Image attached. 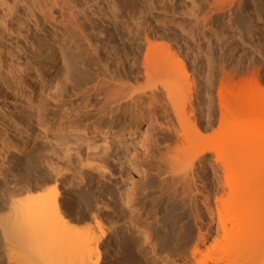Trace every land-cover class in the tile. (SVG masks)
I'll list each match as a JSON object with an SVG mask.
<instances>
[{
  "label": "rangeland",
  "instance_id": "rangeland-1",
  "mask_svg": "<svg viewBox=\"0 0 264 264\" xmlns=\"http://www.w3.org/2000/svg\"><path fill=\"white\" fill-rule=\"evenodd\" d=\"M79 2L81 6L85 4L86 13L81 12V22L90 41L81 38L79 33L69 37L59 33L53 47L45 45L39 53L31 52L28 56L33 66L25 75V93L22 86L11 81L0 84V195L24 200L28 194L36 192L24 186L34 183L39 176L49 175V162H55V153L61 156L67 147L84 159L97 153L99 159L93 163L103 164L107 173L95 172L91 179L88 177L82 182L77 179L73 201L77 209L82 208L83 194L88 193L94 206L111 213L110 216L76 220L78 240H92V248L98 240L99 250L109 253L115 260L121 245L125 244L133 249L160 250L159 264H183L185 248L196 233L193 221L175 206L162 205L156 210L148 202L144 211V197L136 203L143 213L138 217H132L133 210L125 204V192L132 181L141 188L140 170L146 164L142 155L155 140H159L161 146L175 140L173 129L163 127L167 125L163 115L159 118L161 125L146 119L140 125H134L131 115L121 112L118 122L109 123V114L100 116L94 110L87 116L82 104L99 81L114 77L133 94L158 89L162 100L172 109L163 84H174L178 74L184 72L188 78L182 77L188 80L182 82L191 88L187 90L191 94L187 108L189 124H185L189 126L182 130L185 133L182 138L188 143L199 139L218 140L226 129V122L223 123L225 120L221 117L220 93L227 98L229 93L248 88L264 93V0ZM19 12L15 26H29L33 17L25 3ZM32 41L38 45L44 43L40 34ZM27 49L32 50L30 42ZM169 53L175 55L174 58ZM162 62L168 65L163 66ZM170 72H176L171 77L176 78L173 81L165 76ZM32 86L37 88L34 92L30 90ZM204 88H208L207 93L203 92ZM197 90L200 91L198 95ZM60 97L63 102H59ZM99 99L96 96L93 104H98ZM77 108L82 111L80 125H64L65 114ZM171 109L172 123L179 126L174 108ZM38 117L50 125H41ZM74 117L75 114L71 118ZM89 122L92 125L86 129L85 124ZM103 122L105 125H94ZM129 130L137 131L135 138L128 137ZM104 131H107L106 135ZM123 131L120 137L113 134ZM18 139H28L27 144L33 149L37 143H43L44 148L24 181L16 180L19 178L16 164L11 158L7 159L12 144ZM129 146L133 148L132 153L138 155L135 164L124 154ZM85 173L90 175L91 171ZM152 180L146 189L151 192L149 196L155 198L160 195L161 187L157 178ZM16 184L18 187L11 191Z\"/></svg>",
  "mask_w": 264,
  "mask_h": 264
},
{
  "label": "bare ground",
  "instance_id": "bare-ground-1",
  "mask_svg": "<svg viewBox=\"0 0 264 264\" xmlns=\"http://www.w3.org/2000/svg\"><path fill=\"white\" fill-rule=\"evenodd\" d=\"M79 1L0 0V84L11 81L22 86L21 90L25 93V75L33 66L28 56H31V52L39 53L38 50L45 45L53 47L59 33L68 37L72 33H79L81 38L90 41L81 22V14L86 9L83 6L88 4L84 1L85 4L81 6ZM24 3L33 19L29 26L17 28L15 23ZM39 34L44 40L40 45L32 41ZM70 40L72 42L73 39ZM29 42L32 50L27 49ZM174 56L172 54L171 57ZM162 65L168 64L162 62ZM174 73L176 75V72L164 75L173 81L176 79L171 78ZM182 73L177 72L180 76L174 84H163L179 126L172 123L171 108L167 101L162 100L158 89L133 94L121 83L119 85L114 77L103 78L95 85L94 91L86 96L82 110L87 116L94 110L100 116L109 114V123L118 122L122 117L120 112L124 115L129 113L134 125H140L144 119L155 125L159 124L162 115L166 118L167 125L163 127L170 126L176 139L166 140L167 143L162 146L159 140H155L142 155L146 164L140 170L141 188L132 181L125 192V204L134 213L137 211L132 217H138L143 213L136 203L140 197H144V211L148 202L156 210L162 205L175 206L193 221L196 233L185 248L187 252L183 264H264V93L257 92L255 88L229 93V98L220 93L219 109L223 112L220 114L222 121L225 120L223 123L226 122L225 134L215 141L199 139L188 143L183 139V131L189 126L185 124H189L187 108L191 88L186 84L184 86L183 83L188 80L184 78L188 77ZM183 79L186 82H182ZM36 89L33 86L30 88L31 92ZM207 89L204 88L203 92L207 93ZM199 92L197 90V95ZM96 96H99V102L93 104ZM59 102H63L61 97ZM78 110L65 114L67 118L63 124L80 125L82 111ZM73 114L76 117L71 118ZM38 120L41 125H50L41 117ZM210 123L213 124V121ZM85 125L88 129L92 124L89 122ZM123 133L113 132L116 137ZM103 134L106 135L107 131ZM127 134L133 139L137 131L129 130ZM27 143L28 139H18L12 144V151L7 157L16 164L17 181H24L44 149L43 143H37L35 149ZM132 152L133 148L129 146L124 154L130 156L135 164L138 155ZM54 157L55 162H49V175L39 176L34 183L24 186L36 192H31L24 200L0 195V264H159L160 250L154 252L145 247L133 249L122 244L115 260L109 253L99 250L98 240L94 241L95 248L91 247L92 240H78L76 220L110 216L111 211L94 206L88 193H82L85 196L84 205L77 209L73 201L76 180L85 181L95 172L105 175L107 169L103 164L93 163L99 159L97 153L84 159L67 147L61 156L55 153ZM115 159L119 157L115 156ZM86 171H91V174H84ZM156 178L161 187L160 195L153 198L146 188ZM50 184L54 187L49 188ZM16 187L18 184L11 191ZM65 187H68L66 191ZM212 237L214 239L210 243Z\"/></svg>",
  "mask_w": 264,
  "mask_h": 264
}]
</instances>
